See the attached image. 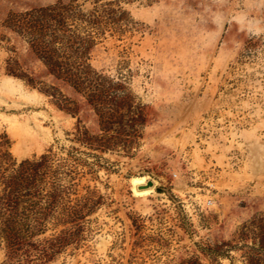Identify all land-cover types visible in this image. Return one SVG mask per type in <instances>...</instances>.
<instances>
[{
  "label": "rangeland",
  "instance_id": "374dc122",
  "mask_svg": "<svg viewBox=\"0 0 264 264\" xmlns=\"http://www.w3.org/2000/svg\"><path fill=\"white\" fill-rule=\"evenodd\" d=\"M56 1L0 0V178L51 149L39 202L94 211L0 234V264H264V0H73L75 80L19 27Z\"/></svg>",
  "mask_w": 264,
  "mask_h": 264
},
{
  "label": "trees",
  "instance_id": "16d2710c",
  "mask_svg": "<svg viewBox=\"0 0 264 264\" xmlns=\"http://www.w3.org/2000/svg\"><path fill=\"white\" fill-rule=\"evenodd\" d=\"M73 0L67 2L56 1L55 3L33 8L24 13V19L19 20V27L22 31L31 37L34 44L32 50L42 65L46 68L47 73L55 78H61L65 73L74 77L75 80L78 72L77 67L67 61L68 58L63 54L62 45L70 41L71 36L66 34V29L69 21L77 20V13L72 8ZM75 23V22H74ZM72 23V24H74ZM9 30L16 33L12 26H6ZM78 28L75 23V28L69 31H74ZM21 31V30H20ZM22 32V33H23ZM78 37V36H74ZM88 43L81 42L80 50L74 58H82L90 51ZM89 66V64H85ZM10 73L23 78L22 74L10 70ZM25 79V78H24ZM72 80V81H73ZM27 83L34 85L31 80H26ZM77 89V87L70 83ZM115 103V102H114ZM75 135L77 131L73 132ZM117 142H111L110 139L96 147L101 151H109L112 145ZM95 146H92V148ZM51 157V149L46 153H42L39 157L24 158L16 167L8 174L1 176L2 187L0 189V234L3 236H11L19 238L25 235L39 234L45 232L47 225L53 222L54 225L66 223L72 220L73 217L82 213L83 208L88 206L87 202L76 203L71 207H63L57 215L50 216V207L47 203L39 202V193L44 190L45 179L49 175H54L57 168L52 169L49 164ZM60 179V178H59ZM61 183H58L51 189L52 196L58 195L61 192ZM94 193L95 190H90ZM94 211V203H91L84 214H91ZM55 219V221L53 220ZM250 229L254 238H258L255 242L259 250L264 249V221H251Z\"/></svg>",
  "mask_w": 264,
  "mask_h": 264
},
{
  "label": "water",
  "instance_id": "95a60500",
  "mask_svg": "<svg viewBox=\"0 0 264 264\" xmlns=\"http://www.w3.org/2000/svg\"><path fill=\"white\" fill-rule=\"evenodd\" d=\"M152 185H153V181L152 180H147L144 183L138 184L137 188L138 189H143V188H148V187H150ZM158 189H160V188H158Z\"/></svg>",
  "mask_w": 264,
  "mask_h": 264
},
{
  "label": "bare ground",
  "instance_id": "6f19581e",
  "mask_svg": "<svg viewBox=\"0 0 264 264\" xmlns=\"http://www.w3.org/2000/svg\"><path fill=\"white\" fill-rule=\"evenodd\" d=\"M144 189H146V188H144Z\"/></svg>",
  "mask_w": 264,
  "mask_h": 264
}]
</instances>
